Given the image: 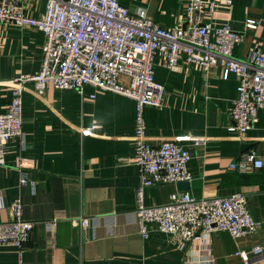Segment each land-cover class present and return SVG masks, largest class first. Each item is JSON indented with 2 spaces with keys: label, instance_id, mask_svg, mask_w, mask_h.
<instances>
[{
  "label": "crops",
  "instance_id": "crops-1",
  "mask_svg": "<svg viewBox=\"0 0 264 264\" xmlns=\"http://www.w3.org/2000/svg\"><path fill=\"white\" fill-rule=\"evenodd\" d=\"M46 0H26L32 16L44 13ZM188 0H120L131 13L145 9L156 24L174 29L183 25ZM216 1L214 27L229 24L244 32L247 18L260 21L257 31L246 32L235 47L237 59L264 50V0ZM45 36L36 29L0 24V114L10 106L8 84L21 76H34L42 67ZM165 87L159 108L144 111L146 135L158 146L165 140L192 152L189 192L198 199L243 193L253 218L261 223L253 235L234 239L214 231L184 247L154 230L140 234L136 194L140 169L135 163L136 103L114 93L85 95L74 90L47 87L42 97L26 83L22 139L7 146L6 166H0V222L11 219L16 200L23 217L36 223L25 247L0 248V264H264V254L246 263L236 253L264 244V168L250 175L229 170L242 153L257 152L264 159V112L259 122L241 135L230 131L231 110L237 98L238 79L222 78L219 67L203 71L181 65L173 72L155 70ZM96 94L91 100L90 95ZM205 144L195 147L196 139ZM21 172L35 187H21ZM176 185L145 189L146 206L167 204ZM89 226L82 228L80 219ZM51 223L55 225L50 226Z\"/></svg>",
  "mask_w": 264,
  "mask_h": 264
},
{
  "label": "built area",
  "instance_id": "built-area-1",
  "mask_svg": "<svg viewBox=\"0 0 264 264\" xmlns=\"http://www.w3.org/2000/svg\"><path fill=\"white\" fill-rule=\"evenodd\" d=\"M226 3L231 6L232 0ZM216 8L213 0H188L183 25L166 29L151 20L145 9L131 13L120 0H46L40 17L30 14L26 0H0V24L36 29L45 36L41 70L8 82L12 99L7 111L0 114V166H6L8 144L24 135L26 83H34L32 91L37 97H42L49 86L74 90L82 96L86 87L96 93L118 94L136 103L133 141L140 185L135 212L142 237L147 239L157 230L168 235L174 245L184 247L214 231L228 232L234 239L255 234L261 223L253 218L247 198L240 192L198 199L182 191L172 194L162 206L149 207L144 202L146 188L192 181L188 170L192 152L171 140L156 146L146 135L144 111L161 107L165 96L164 85L155 77L157 67L173 72L183 64L206 72L219 67L224 80L235 75L238 87L231 110V132L243 135L252 130L264 112V50L252 51L243 60L234 55L244 34L257 31L260 21L247 18L242 33L229 24L214 27ZM89 98L94 100L96 94ZM203 144L205 140L199 138L193 145ZM263 168L264 159L253 150L229 165L230 171L240 175ZM20 184L35 187L25 172H21ZM10 212L11 219L0 222V248L22 249L36 223L24 219L20 200L12 203ZM80 223L83 229L89 226L87 219H80ZM261 254L264 244L236 253L246 263L251 255Z\"/></svg>",
  "mask_w": 264,
  "mask_h": 264
},
{
  "label": "water",
  "instance_id": "water-1",
  "mask_svg": "<svg viewBox=\"0 0 264 264\" xmlns=\"http://www.w3.org/2000/svg\"><path fill=\"white\" fill-rule=\"evenodd\" d=\"M178 191H189L191 188L190 182H179L177 185Z\"/></svg>",
  "mask_w": 264,
  "mask_h": 264
},
{
  "label": "rangeland",
  "instance_id": "rangeland-1",
  "mask_svg": "<svg viewBox=\"0 0 264 264\" xmlns=\"http://www.w3.org/2000/svg\"><path fill=\"white\" fill-rule=\"evenodd\" d=\"M44 4L46 5V1H44ZM45 10V9H44Z\"/></svg>",
  "mask_w": 264,
  "mask_h": 264
}]
</instances>
